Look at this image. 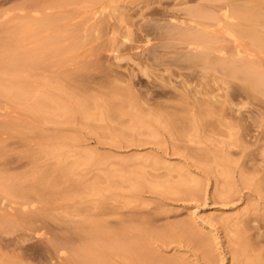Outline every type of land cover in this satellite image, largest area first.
I'll use <instances>...</instances> for the list:
<instances>
[{
	"label": "rangeland",
	"instance_id": "374dc122",
	"mask_svg": "<svg viewBox=\"0 0 264 264\" xmlns=\"http://www.w3.org/2000/svg\"><path fill=\"white\" fill-rule=\"evenodd\" d=\"M29 1L0 0V51L22 34L0 58V264H107L88 228L129 222L137 236L145 218L163 257L242 264L238 230L264 225V95L225 85L179 37L204 0H104L103 25L70 14L31 37L19 26Z\"/></svg>",
	"mask_w": 264,
	"mask_h": 264
},
{
	"label": "bare ground",
	"instance_id": "6f19581e",
	"mask_svg": "<svg viewBox=\"0 0 264 264\" xmlns=\"http://www.w3.org/2000/svg\"><path fill=\"white\" fill-rule=\"evenodd\" d=\"M103 1L104 0H31L27 5L28 9L30 10L28 11L24 21L20 22L21 24H19V26L23 31H26L27 35L29 32H35L37 29L39 30V33H42V31H44L45 29L44 27L50 25L51 22L53 24L56 23L57 20H60V22H62V20H66L67 22H69V20H67V16H70V14L76 16L77 13H85L86 15L90 14L91 17L89 16V19L94 18L96 19L95 24L99 25L102 23L103 25L105 21V16H103L105 14H103V9H101L102 5L103 7H105V4L102 3ZM204 1L203 3H198L197 6L186 10V15H188L190 22L188 24L185 22L183 23L182 21L179 22V24L181 23L180 25H184L183 29L181 28V31H179L181 33V36L179 37H181L183 41L186 40L187 42L199 44V46L203 47V51L195 55L197 56L195 57L197 58L196 60H201V63L203 61V64L205 63V66L207 67H219L223 74L226 76V78L224 77V83L230 82L232 84L233 82L234 84H236L234 82L235 80L238 81V84H241L242 82L241 86L243 88H240L244 89V91L247 92V97L248 95L250 97H254V95H256V92H261V94L264 95V0H252V2L251 0ZM146 2L148 3V5L150 4V2ZM145 6L147 5L145 4ZM49 9H58L59 14L57 13L56 15L52 12L53 10L51 11L52 13H47ZM166 14L169 15L171 18H174V16L176 15L175 13L170 12V10L166 11ZM77 16L79 17V15ZM73 18L74 16H72V19ZM171 18L168 20L171 21ZM74 20L75 18L73 19V21ZM184 21H186V19ZM163 24L164 23H162V25ZM174 24L178 25L177 22H175ZM170 25L171 24H169V27L172 26ZM73 26L74 25L72 24V27ZM146 26L143 25V28ZM74 28L75 26L72 29ZM67 29L68 28H66V30ZM178 29L180 30V27ZM7 30L8 31L6 32H10L9 28ZM64 30L65 29H63V31ZM27 31L29 32L27 33ZM11 33H9V35L7 36V43L5 41L6 46L2 51H0V58H3L7 55L9 56L10 53L8 50L13 53L14 49L11 50L12 46H9L11 45L10 43H12L13 41H19L20 35L22 36V34L17 35ZM32 33L29 35V37H31ZM216 53H218L219 56H216L218 55ZM240 80L241 82H239ZM222 88L223 87H221V89ZM225 91L227 92V90ZM13 95L18 101L24 100L27 97V94L25 92H17ZM252 99H255V97L251 98V100ZM53 103L54 102L48 100L47 98H41L38 102V105L53 106L54 108L59 107L61 109L65 108V106L62 107V105L54 106ZM244 103L245 105H247L245 101ZM248 104H250V102ZM172 118L173 117H171V119ZM54 185V182L49 183L48 180H42L41 182H39L38 186L49 188V190L53 193ZM2 189L11 192L14 195L17 193L22 194L23 192L16 185H14V183H11L9 185H3ZM36 189L37 186H30L29 191H36ZM58 193L60 194L61 192L58 191ZM25 196L26 193H23L22 197ZM44 197L45 200H50V197L45 194ZM141 222L144 224L142 225L140 223L142 227L146 224L144 228H146L147 230L143 229L142 227H139L140 229H138L140 234H138L137 236L132 235L131 232L129 233V228H131L127 225L129 222L126 224L122 223V225H119V227L117 228L114 226H109V228L107 227L104 233H99L98 229L102 228L105 225L103 222H100L88 228L87 233L90 237L87 238L99 241H101V239H106V253L109 257V261L107 262V264H113L110 261V258L113 259L115 258V256L119 257V261L121 264H183V261L180 256L163 257L161 256L160 252L158 253L155 251V249L152 248V246L150 247L148 245V242H146V239L149 235L151 236L150 229L148 227L153 221L149 222V219L145 218L141 220ZM164 228L160 233L164 237L170 236L173 233L175 234V232L177 231L176 229H178L174 225H170L165 229ZM253 228L256 229L254 233H247V231L241 232V230H238V242L240 245V252L243 256L241 262L242 264H264V246L260 241L254 239L255 237L257 238L259 236L263 237L264 239V231L262 233L259 232V229L264 228V225L257 227L250 226L249 230ZM151 231L153 230L151 229ZM154 236L157 235L154 234ZM207 254L210 255V253ZM74 264L80 263L75 262ZM91 264H95V262H92Z\"/></svg>",
	"mask_w": 264,
	"mask_h": 264
}]
</instances>
